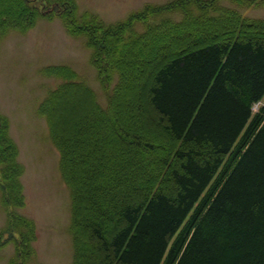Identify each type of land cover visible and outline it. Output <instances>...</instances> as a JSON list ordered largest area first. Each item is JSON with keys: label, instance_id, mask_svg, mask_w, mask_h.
<instances>
[{"label": "trees", "instance_id": "obj_1", "mask_svg": "<svg viewBox=\"0 0 264 264\" xmlns=\"http://www.w3.org/2000/svg\"><path fill=\"white\" fill-rule=\"evenodd\" d=\"M181 1L182 20L153 21L142 32L84 21L103 41L104 53L96 60L93 52L92 63L105 103L72 67H58L67 84L55 91L51 108L40 104L71 192L72 264H264V18L220 8L217 0L197 1L194 14L191 0ZM174 2L168 11L177 9ZM31 6L32 0H0V31L32 26ZM204 26L214 28L211 39L163 50L146 67L168 38ZM72 90L89 96L74 104L83 115L79 126L66 109L57 115L52 109ZM144 91L162 135L147 126ZM10 126L0 113V189L22 237L18 254L27 258L38 232L17 211L26 201L25 166ZM88 217L95 219L91 226Z\"/></svg>", "mask_w": 264, "mask_h": 264}, {"label": "rangeland", "instance_id": "obj_2", "mask_svg": "<svg viewBox=\"0 0 264 264\" xmlns=\"http://www.w3.org/2000/svg\"><path fill=\"white\" fill-rule=\"evenodd\" d=\"M173 1L32 0L31 7L35 9L31 10L32 17H35L32 26L26 29L5 28L7 31H0V113L10 117L11 135L19 146V157L26 169L23 174L25 206L17 211L34 219L38 232L34 250L29 251L33 254L27 258L19 256L18 247L22 237L13 230L15 228L11 225L12 221L6 211V208H11L12 202L4 203L0 189V240L3 242L7 239L5 243L0 242V264H72L74 243L71 231L70 188L61 173L60 151L51 137L49 122L42 116L39 108L40 104L46 109L51 108L55 91L62 90L67 84L64 83V71L58 70V67L69 68V65L93 87L98 100L102 104L105 103L106 94L99 78V69L92 63L93 52L96 60L100 53L103 55V41L91 37L94 33L88 30L94 31V26L84 21L94 20L97 24L100 22L108 27L120 24L116 29L130 28L132 25V28L138 29L136 31L142 32L145 25L153 21L167 17L176 22L182 20L181 0L172 4L177 5V9L168 11ZM197 1L199 0L190 1L194 14L201 10ZM217 3L220 8L236 7L243 16L250 19L264 18V0L258 3L252 0H246L245 3L217 0ZM211 14H214V11ZM204 27L207 29L183 35L182 38H168V45L156 49L155 58L147 56L146 67H154L160 61L163 50L171 53L179 51L184 42L193 43L195 37L199 38L198 43L211 39L213 34L209 29L214 33V28ZM69 30H73L74 34ZM89 39L92 43L95 42L99 49L89 46ZM105 50L110 51L108 48ZM99 59L102 61L104 57ZM139 78L138 76L137 86L135 91L133 90L134 97L127 102L131 109L138 103L141 82ZM141 94L145 114L148 115L147 126L162 135L160 123L146 101L145 91ZM80 98L87 101L89 96L80 90L60 94L52 106L54 115L66 109L67 115L79 126L83 115L74 104L79 102ZM261 105V102L256 104L254 110L257 111ZM8 210L10 212L11 209ZM94 221L93 217L85 219L90 226Z\"/></svg>", "mask_w": 264, "mask_h": 264}]
</instances>
